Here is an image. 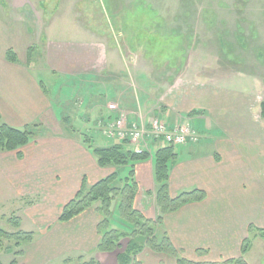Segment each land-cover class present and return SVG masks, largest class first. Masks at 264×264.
<instances>
[{"label":"crops","instance_id":"0c3cea01","mask_svg":"<svg viewBox=\"0 0 264 264\" xmlns=\"http://www.w3.org/2000/svg\"><path fill=\"white\" fill-rule=\"evenodd\" d=\"M51 27L52 23L44 31L41 48L28 63V49L37 42L29 23L0 18L2 120L15 127L37 124L36 130L43 131L21 148L20 155L17 151H0V211L9 204L20 205L26 216L19 217L21 229L33 232L32 240L22 244V254L13 256L17 260L14 264H59L72 255H92L101 264H120L118 255L124 251L123 246L111 252L97 251L101 240L98 226L103 218L97 209L100 202L70 220H60L64 205L76 196L83 182L91 186L117 168L100 166L93 149L84 142L85 136L66 131L62 113L58 112L61 104L52 99L46 77L86 79L100 71L109 75L110 54L106 45L86 36L79 38L74 29L70 34L66 30L54 35ZM9 48L17 51V62L6 58ZM181 85L183 81L177 87L173 85V92L156 98V103L161 104L168 124L188 122L198 131L200 140L182 145L172 161L169 192L177 197L204 190L206 197L160 213L156 201L160 186L155 176L156 149L149 145L150 158L135 163L138 190L134 206L153 220L162 215L156 226L157 235L166 232L189 260L235 259L242 255L243 242L250 235L264 242L259 235L264 230V141L258 140L247 98L240 96L238 102H230L238 95L229 93L223 97L222 90L203 83L190 85L186 90ZM143 102L138 97L134 103L138 105L129 111L121 108L131 118L153 117L156 110L151 108L156 103ZM144 105L149 109L142 108ZM238 114L241 124L235 125ZM105 140L103 145L113 143ZM92 145L97 144L92 141ZM126 176L123 172V179ZM116 225L119 224L112 218V227L119 228ZM198 251L206 254L200 257ZM138 259L141 264H178L173 255L147 246Z\"/></svg>","mask_w":264,"mask_h":264},{"label":"rangeland","instance_id":"374dc122","mask_svg":"<svg viewBox=\"0 0 264 264\" xmlns=\"http://www.w3.org/2000/svg\"><path fill=\"white\" fill-rule=\"evenodd\" d=\"M10 17L29 23L38 48L51 23L54 35L66 30L70 34L74 29L79 38H93L108 48L109 75L100 71L86 79L46 76L52 99L61 104L58 112L67 132L82 133L96 146H108L103 145L106 138L101 126L109 117V103L117 102L128 111L138 105H134L138 97L156 103V98L167 97L173 85L183 81L185 90L203 83L222 90L223 97L238 95L230 102L247 98L258 140L264 141V0H0V18ZM161 107L158 102L153 104V116H165ZM237 119L235 125L241 124L240 114ZM41 132L35 129L34 134ZM160 146L157 143L154 148ZM175 148L181 150V146ZM119 168L126 175L132 170L129 165ZM120 202L117 198L112 218L120 231L129 227L128 232L136 235L132 222L121 217ZM16 206L9 204L0 211V227L14 233L26 231L21 229V222L17 227L14 224V218H26L21 206ZM249 238L253 246L247 261L264 264V242L253 235ZM121 239L125 250L130 239ZM21 240L3 242V264H12L25 242ZM205 254L198 253L200 257ZM200 259L193 261L208 262Z\"/></svg>","mask_w":264,"mask_h":264},{"label":"trees","instance_id":"16d2710c","mask_svg":"<svg viewBox=\"0 0 264 264\" xmlns=\"http://www.w3.org/2000/svg\"><path fill=\"white\" fill-rule=\"evenodd\" d=\"M150 10V8H149ZM38 47L32 45L27 52L28 63L31 62L36 54ZM6 58L12 62L19 60L18 53L9 48L6 51ZM43 89L48 92L46 85L41 82ZM262 115L264 117V102L261 104ZM35 125H26L24 127H15L2 120L0 113V151H17L30 143L34 137ZM40 128V127H39ZM84 142L90 145L94 154L97 156L100 166H115L117 170L108 177L88 186L85 182L69 202H67L60 214V220L67 221L73 217L83 213L91 208L95 203L100 202L97 208L102 214V220L98 226L101 240L97 246L98 252H111L121 247V238H129L126 249L118 255L120 264H141L138 254L143 250L144 246L156 252H166L177 258L178 264H249L245 258V254L252 246L251 239L248 237L244 240L242 246V255L235 259L223 262H194L184 257L173 244L169 235L165 232L163 236H158L156 226L161 223L162 215L157 220L147 218L142 212L134 206V199L138 190V184L135 180V163L137 161L150 158V152L145 151L142 154L136 153L127 143H113L108 146L92 145L90 138H84ZM128 150H125V149ZM178 150L172 145L161 146L156 149L154 154L155 176L156 181L160 185L156 193V201L160 209V213L164 214L168 211L177 210L182 205L191 201H200L206 197L204 190H194L183 193L177 197H172L169 192V174L172 161L178 157ZM20 155V153H19ZM131 166V175H127L123 179L122 171L119 167ZM119 197H121L119 199ZM120 200L121 217L128 219L136 229V235L129 231V227L125 231L112 227L113 205L115 201ZM17 227L21 221L19 217L14 218ZM253 226H250L252 231ZM260 230V229H259ZM149 231V232H148ZM125 233H128L125 234ZM149 233V234H147ZM131 236L128 237V236ZM259 235L264 239V230L259 231ZM24 237V238H23ZM33 238V232L18 231L17 233L6 231L0 227V250L5 240L17 239V243H21V239L30 241ZM143 238V239H142ZM144 241V242H141ZM20 250L16 256L21 255ZM198 253H205L198 251ZM17 262L12 261V264ZM0 264H3L0 258ZM59 264H101L96 256L87 258L85 255H79L78 258L66 257Z\"/></svg>","mask_w":264,"mask_h":264},{"label":"built area","instance_id":"2783aa9c","mask_svg":"<svg viewBox=\"0 0 264 264\" xmlns=\"http://www.w3.org/2000/svg\"><path fill=\"white\" fill-rule=\"evenodd\" d=\"M107 110L109 117L101 126L102 134L110 141L127 143L138 154L157 143L177 147L200 140V134L188 122L170 125L161 113L151 118H131L117 102L109 103Z\"/></svg>","mask_w":264,"mask_h":264}]
</instances>
